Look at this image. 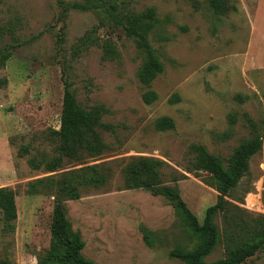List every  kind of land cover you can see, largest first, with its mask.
<instances>
[{"label":"rangeland","instance_id":"374dc122","mask_svg":"<svg viewBox=\"0 0 264 264\" xmlns=\"http://www.w3.org/2000/svg\"><path fill=\"white\" fill-rule=\"evenodd\" d=\"M73 1L90 0H0V27L11 24L18 36L14 41L8 31L0 33V46L16 44L0 68V186L13 188L17 203L14 229L4 226L0 209V259L37 264L50 246L58 181L96 165L106 182L80 183L79 197L63 200L84 240L83 254L94 264H184L169 252L196 243L185 220L165 197L130 188L125 169L140 156L164 161L163 183L178 188L203 220L218 191L210 174L194 167L191 145L203 144L226 163L252 136L244 112L264 126V0H228L223 14L208 0H117L137 13L153 6L161 20L150 39L164 71L149 86L138 77L144 55L135 42L94 10L64 11L61 2ZM94 27L101 43L113 42V58H105L100 44L75 52ZM66 80L81 106L103 109L99 133L107 147L82 160L63 157L49 170L46 164L60 155L54 130ZM148 89L158 94L152 103L143 99ZM167 117L174 127L157 129ZM228 200L227 220L215 217L220 229L264 215V136ZM224 255L220 242L206 261ZM245 264H264V248Z\"/></svg>","mask_w":264,"mask_h":264},{"label":"trees","instance_id":"16d2710c","mask_svg":"<svg viewBox=\"0 0 264 264\" xmlns=\"http://www.w3.org/2000/svg\"><path fill=\"white\" fill-rule=\"evenodd\" d=\"M61 3L64 11L69 9L94 10L101 15L106 23L121 28L144 55L143 63L138 70V77L142 83L149 86L150 82L164 71V64L150 39L152 31L161 23L153 6L148 7L143 13H137L122 6L123 3L117 0ZM208 3L216 13L223 14L228 8L229 1L208 0ZM5 31L9 32L12 40L18 39L13 25L0 27V33ZM19 42L17 41V44ZM79 42L80 45L75 48V52L82 47L88 48L100 44L103 47L105 58H113L117 54L111 40L100 42L95 27L87 31ZM15 47L14 42L0 46V68L12 56ZM6 81V79L3 80V82ZM157 97L158 94L153 89H148L143 93V99L147 103L154 102ZM176 98L170 100L175 101ZM61 110L60 128L54 130L60 155L46 164L49 170L57 169L63 157L82 160L85 154L97 155L107 147L99 133V127L104 126L102 122L103 109L81 106L68 80L65 81ZM243 115L251 129L252 136L235 148L226 163L221 157L211 153L203 144L193 143L190 147L194 154V167L208 172L211 177L210 184L218 191L217 201L207 207L202 221L189 208L178 188L163 183L160 167L164 161L140 156L135 158L125 169L127 185L130 188H144L153 194L165 197L172 202L185 220L188 230L196 238V243L191 247L177 246L169 252L171 257L180 259L184 264H245L249 257L254 256L264 248V215L257 218L254 223L236 221L234 229H220L215 222L217 214H221L227 220L230 210L228 196L249 170L251 157L263 145L264 126L261 129L247 112H244ZM172 127H174V120L171 117L161 118L156 122V128L159 130ZM35 165L39 167V164ZM42 181L43 179H38L35 183L39 184ZM105 182L106 175L96 165L72 170L69 176L65 174L58 181V186L55 189L53 222L50 229V246L44 254L38 255L37 264H94V261L82 252L85 246L84 240L79 231L73 230L66 215L63 200L65 197L78 198L77 185L80 183L81 185L99 186ZM0 209L4 226L8 229H14V221L17 218V203L16 191L13 188L0 186ZM145 238L147 243L151 245L147 235ZM220 242L224 243L225 255L212 262H207L206 257L214 251ZM0 264H9V262L7 259H0Z\"/></svg>","mask_w":264,"mask_h":264}]
</instances>
